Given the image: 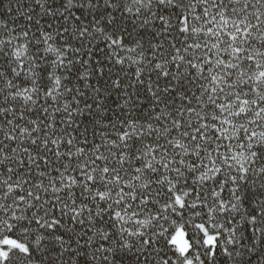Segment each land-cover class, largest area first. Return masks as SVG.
<instances>
[{
  "label": "snow or ice",
  "instance_id": "obj_1",
  "mask_svg": "<svg viewBox=\"0 0 264 264\" xmlns=\"http://www.w3.org/2000/svg\"><path fill=\"white\" fill-rule=\"evenodd\" d=\"M0 264H264V0H0Z\"/></svg>",
  "mask_w": 264,
  "mask_h": 264
},
{
  "label": "trees",
  "instance_id": "obj_2",
  "mask_svg": "<svg viewBox=\"0 0 264 264\" xmlns=\"http://www.w3.org/2000/svg\"><path fill=\"white\" fill-rule=\"evenodd\" d=\"M18 23H22L23 21L21 20V21H17Z\"/></svg>",
  "mask_w": 264,
  "mask_h": 264
}]
</instances>
